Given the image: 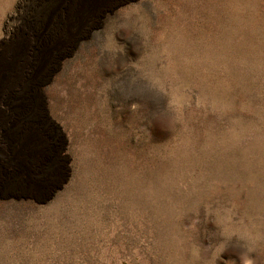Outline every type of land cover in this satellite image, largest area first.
Masks as SVG:
<instances>
[{
	"label": "rangeland",
	"instance_id": "1",
	"mask_svg": "<svg viewBox=\"0 0 264 264\" xmlns=\"http://www.w3.org/2000/svg\"><path fill=\"white\" fill-rule=\"evenodd\" d=\"M0 264H264V0H0Z\"/></svg>",
	"mask_w": 264,
	"mask_h": 264
}]
</instances>
